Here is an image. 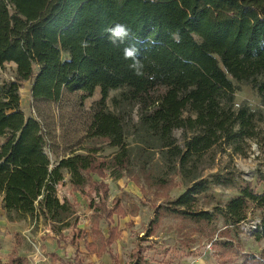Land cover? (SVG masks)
Masks as SVG:
<instances>
[{"label":"trees","instance_id":"16d2710c","mask_svg":"<svg viewBox=\"0 0 264 264\" xmlns=\"http://www.w3.org/2000/svg\"><path fill=\"white\" fill-rule=\"evenodd\" d=\"M116 23L141 40L144 76H136L131 61L123 59V45L109 42L104 29ZM82 41L89 47L82 48ZM6 64L16 68L15 79L0 85V201L8 222L47 224L62 237L76 216L73 205L57 196L64 172L82 191L93 175L105 178L110 171L120 179L137 167L149 187L168 188L165 205L155 207L159 215L199 227L210 241L225 239L211 241L218 264H237L239 257L242 264H264V249L245 254L240 244L241 225L256 210L259 222L251 235L264 240V172L256 180L261 193L246 183L223 208L207 212L196 205V195L209 188L202 172L217 152L225 147L243 154L244 145L261 135L255 113L234 108L233 81L250 85L264 106V0H0V73ZM25 82L36 106L59 102L66 93H81L85 101L100 90L86 127L87 144L80 149L84 153L52 165L41 120L27 117L21 107ZM117 90L112 104L124 105L128 113L108 109L109 94ZM175 131H181L180 141ZM100 143L117 151L102 156ZM155 156L165 170L161 177L152 175ZM172 177L187 187L173 200L167 195L176 186ZM222 180L215 176L212 182ZM97 186L107 194L105 183ZM98 208L110 220L115 212L123 214L105 204ZM76 232L72 246L87 235L85 229ZM91 236L86 250L101 256L120 231L109 226L105 237L95 220ZM226 249L242 253L233 261ZM142 250L128 264H160ZM18 251L13 249L6 264H27ZM74 264L85 263L76 257Z\"/></svg>","mask_w":264,"mask_h":264},{"label":"rangeland","instance_id":"374dc122","mask_svg":"<svg viewBox=\"0 0 264 264\" xmlns=\"http://www.w3.org/2000/svg\"><path fill=\"white\" fill-rule=\"evenodd\" d=\"M15 69L13 64L5 65L0 73V85L15 79ZM233 83L236 87L234 108L237 110L246 106L253 111L261 135L256 141H248L244 145L243 154L222 147L213 164L202 172L200 179L209 182V188L196 195V205L207 212H212L216 207H225L227 201L238 195L241 186L246 183H251L259 193L263 190L256 185V180L258 174L264 172V106L256 90L250 85L236 81ZM119 94V90L110 92L108 109L115 113H128L130 110L125 109L124 105L115 109L112 104V99L119 97ZM20 97L25 115L37 117L42 122L46 152L53 166L61 159L84 153L80 149L87 144L86 127L101 98L99 89L85 101H82L81 93H66L59 102L40 103L36 106L32 100L30 83L25 82L20 89ZM38 109L41 110V116ZM135 116L136 110L133 112V117ZM174 136L180 141L181 131H175ZM131 141L132 138L128 137L127 142ZM97 147L102 148L100 155L108 158L117 151L104 143L97 144ZM158 163V156H155L153 177H161L165 171ZM215 176L221 177L223 182L213 183ZM145 179L137 167L131 168V174L126 173L120 179H114L110 171H107L105 178L91 176L80 191L74 188L68 173L64 172V179L57 186V196L60 201L68 200L73 205L76 216L72 219L75 226L64 230L62 237L47 224L39 223L34 226L30 221L8 222L0 202L1 264L8 262V255L18 240L19 254L27 264H73L75 257L85 264H128L139 247H143L144 257L160 264H218L215 258L216 248L211 247V241L225 239L214 236L210 241L206 235H202L199 227L169 215H159L155 207L165 205L164 192L168 188H151ZM170 181L176 185L167 194L173 200L185 192L187 187L181 185L177 177H172ZM99 183L107 185V194L97 186ZM102 204L109 209H122L123 214L115 212L111 220L100 216L98 206ZM259 215L260 210H256L241 226L251 229L259 222ZM95 220H98L105 237H108L109 226L117 227L120 231L119 238L101 256L89 254L86 250V242L93 241L91 226ZM222 225L219 219L217 228L220 229ZM78 229H85L87 235L79 240L77 246H72L69 242L73 236L76 237ZM240 238L245 254L258 255L264 249V240L256 241L251 233L244 232ZM224 251L233 261L242 253L236 251L235 256L232 250ZM242 262L243 258L239 257L237 264ZM226 264L232 262L227 261Z\"/></svg>","mask_w":264,"mask_h":264},{"label":"clouds","instance_id":"9594fccd","mask_svg":"<svg viewBox=\"0 0 264 264\" xmlns=\"http://www.w3.org/2000/svg\"><path fill=\"white\" fill-rule=\"evenodd\" d=\"M104 32L107 34L108 40L114 46H121L123 59L131 61L129 67L133 69L134 74L138 77L145 75V65L141 59H139L140 49L138 45L141 43V40L136 37L132 30L125 24L116 23L112 26H109L104 29ZM148 43H155V41L149 40ZM82 48H88L89 42L82 41Z\"/></svg>","mask_w":264,"mask_h":264},{"label":"built area","instance_id":"2783aa9c","mask_svg":"<svg viewBox=\"0 0 264 264\" xmlns=\"http://www.w3.org/2000/svg\"><path fill=\"white\" fill-rule=\"evenodd\" d=\"M257 223H255L251 229H246L245 227L241 226V229L245 232V233H252V231H254L256 229Z\"/></svg>","mask_w":264,"mask_h":264},{"label":"crops","instance_id":"0c3cea01","mask_svg":"<svg viewBox=\"0 0 264 264\" xmlns=\"http://www.w3.org/2000/svg\"><path fill=\"white\" fill-rule=\"evenodd\" d=\"M0 202H1V201H0ZM60 242H61V241H60ZM19 246H20V241H17V243H16V245L14 246V248L17 247V248L19 249ZM14 248H13V249H14ZM13 249H12V251H13ZM12 251H11V252H12ZM11 252H10V253H11ZM10 253H9V254H10ZM18 253H19V251H18ZM19 255H20V254H19ZM8 256H9V255H8ZM75 258H76V257H75ZM74 260H75V259H74ZM73 264H74V262H73Z\"/></svg>","mask_w":264,"mask_h":264}]
</instances>
